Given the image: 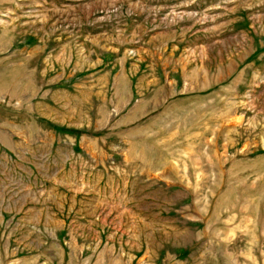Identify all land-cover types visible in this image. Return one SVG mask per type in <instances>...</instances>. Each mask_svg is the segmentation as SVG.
I'll return each mask as SVG.
<instances>
[{
    "label": "rangeland",
    "instance_id": "1",
    "mask_svg": "<svg viewBox=\"0 0 264 264\" xmlns=\"http://www.w3.org/2000/svg\"><path fill=\"white\" fill-rule=\"evenodd\" d=\"M0 264H264V0H0Z\"/></svg>",
    "mask_w": 264,
    "mask_h": 264
}]
</instances>
